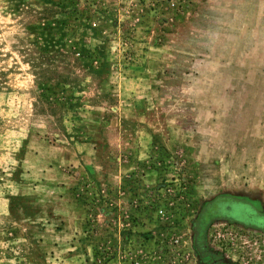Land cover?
<instances>
[{"label":"rangeland","instance_id":"1","mask_svg":"<svg viewBox=\"0 0 264 264\" xmlns=\"http://www.w3.org/2000/svg\"><path fill=\"white\" fill-rule=\"evenodd\" d=\"M0 264H264V0H0Z\"/></svg>","mask_w":264,"mask_h":264}]
</instances>
